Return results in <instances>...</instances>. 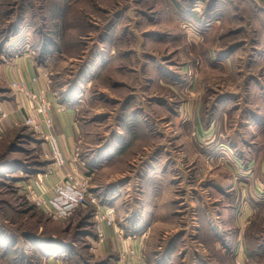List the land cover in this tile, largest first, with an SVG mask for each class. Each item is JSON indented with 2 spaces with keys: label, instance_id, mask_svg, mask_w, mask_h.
Wrapping results in <instances>:
<instances>
[{
  "label": "rangeland",
  "instance_id": "rangeland-1",
  "mask_svg": "<svg viewBox=\"0 0 264 264\" xmlns=\"http://www.w3.org/2000/svg\"><path fill=\"white\" fill-rule=\"evenodd\" d=\"M258 8L255 0H0V59L34 50L54 95L74 106L80 137L72 155L98 158L89 172L73 173L76 189L116 190L122 207L140 205L152 190L173 215L149 229L150 245L182 231L188 260L196 248L215 260L211 228L224 223L222 231L241 236L236 263L264 264ZM11 91L0 82V257L39 264L44 251L66 264H100L88 237H97L102 209L93 199L57 212L53 188L51 197L34 193L31 179L61 168L49 145L56 133L25 117L4 124ZM123 215L114 213V222ZM200 220L203 232L195 229Z\"/></svg>",
  "mask_w": 264,
  "mask_h": 264
},
{
  "label": "crops",
  "instance_id": "crops-1",
  "mask_svg": "<svg viewBox=\"0 0 264 264\" xmlns=\"http://www.w3.org/2000/svg\"><path fill=\"white\" fill-rule=\"evenodd\" d=\"M255 2L258 9L263 12L264 3L259 0H255ZM20 32L21 28L16 33L11 32L12 36L7 43L14 44ZM12 46L16 47V45ZM43 73H47L46 69L42 66L35 51L28 47L19 53L14 52V54H10V56L8 54V57L0 59V82L11 85L12 81L22 80L28 89L38 94L33 102L35 108L34 106L31 108L24 95L16 93L14 90L11 91L16 94V98L8 104H2L6 111L4 124L7 126L17 125L29 115L38 123L42 132L58 134L64 144L68 161L65 167L57 169L50 175H40L37 179L30 180L31 186L34 187V193L38 197H41L40 195L51 197L53 194L51 189L63 183L66 170H70L71 173L89 172L94 165H97L98 158L90 157L85 160L73 157L75 143L80 137L75 108L71 104L59 101ZM33 77H37L35 82L32 80ZM45 99L50 103L48 111L50 123L46 122L40 108L41 100ZM98 165L101 166V164ZM94 189L92 196L97 201L99 208L105 211L112 210L116 215L117 213L122 214V212L124 214L123 220L120 219L119 222L115 221L113 225L105 227V236L102 239L97 238L94 233L88 237L90 256L100 260V264H237L236 257L233 256L237 251L236 247L240 250V255H243L239 231L232 232L230 229L227 232L222 231L224 223L219 224L216 228L213 226L211 228L212 244L220 256L215 260L212 256L204 254L199 248L195 249L194 260H188L187 253L183 251L184 236L182 231H166L163 236L164 241L150 245L148 241L149 229H153L157 220L167 222L172 219L173 215L172 211L168 214L162 212L159 194H154L151 190L150 195L147 196L145 192L142 195L144 200H141L140 205L129 204L126 205L127 207H122L121 204L124 202L117 198L119 193L116 190L105 191L97 189V186ZM179 215L182 216V214ZM196 224L195 229L203 232L205 222L200 220V222L196 221ZM42 253L43 256L40 258L39 264H66L67 262L60 253L58 255H46L44 251ZM0 264L24 263L22 259L17 260L15 257L3 255L0 257Z\"/></svg>",
  "mask_w": 264,
  "mask_h": 264
},
{
  "label": "built area",
  "instance_id": "built-area-1",
  "mask_svg": "<svg viewBox=\"0 0 264 264\" xmlns=\"http://www.w3.org/2000/svg\"><path fill=\"white\" fill-rule=\"evenodd\" d=\"M43 75L48 79L46 73H43ZM32 80L35 82L37 80V77H33ZM11 88L16 93L28 97L27 100L29 102V105L31 108H33V102L38 97V94L30 91L24 81H12ZM40 108L42 113L44 114L46 122L50 123V118L48 117V111L50 109L49 101H47L46 99L41 100ZM25 122L29 126L34 127L36 130H40L38 123L32 118V116L28 115L25 119ZM49 145L54 154L56 165L65 167L68 161L61 151L60 139L56 134H50ZM66 177L67 180L64 185H56L53 187V191L55 194L54 199H52L51 201L53 202L52 204L54 205V210L57 212L66 213L67 211H71L79 205L85 206L92 203L94 196H92L91 193L82 188L76 189L75 185L69 183L70 180L75 179L74 174L71 173V171H67ZM94 216V227H96L95 229L97 232V237L99 239H102L105 236V227L114 224V213L112 210H97Z\"/></svg>",
  "mask_w": 264,
  "mask_h": 264
}]
</instances>
